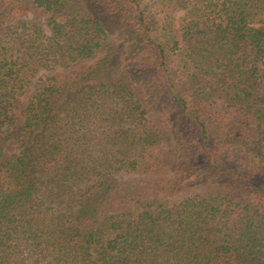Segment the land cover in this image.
<instances>
[{
  "label": "trees",
  "instance_id": "trees-1",
  "mask_svg": "<svg viewBox=\"0 0 264 264\" xmlns=\"http://www.w3.org/2000/svg\"><path fill=\"white\" fill-rule=\"evenodd\" d=\"M0 264H264V0H0Z\"/></svg>",
  "mask_w": 264,
  "mask_h": 264
},
{
  "label": "rangeland",
  "instance_id": "rangeland-1",
  "mask_svg": "<svg viewBox=\"0 0 264 264\" xmlns=\"http://www.w3.org/2000/svg\"><path fill=\"white\" fill-rule=\"evenodd\" d=\"M41 22H42V21H41ZM13 24H14V22L5 25V26L3 27V31L6 30V29H8V28H10V27H12ZM33 82H34V79H33ZM29 91H30V87L27 89L25 95L23 96V103H24L25 99L28 97V95H29ZM17 116L19 117L18 120H17V121H18V122H17V125H19L20 122H21V120H22V106H21V108L17 111ZM10 154H11L10 152H9V153L7 152V153L5 154V156H6V157H9Z\"/></svg>",
  "mask_w": 264,
  "mask_h": 264
}]
</instances>
